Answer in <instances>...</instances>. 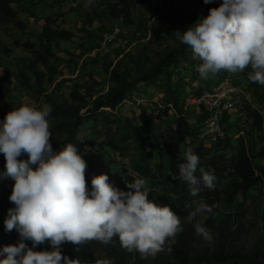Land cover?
I'll list each match as a JSON object with an SVG mask.
<instances>
[{"label": "trees", "instance_id": "16d2710c", "mask_svg": "<svg viewBox=\"0 0 264 264\" xmlns=\"http://www.w3.org/2000/svg\"><path fill=\"white\" fill-rule=\"evenodd\" d=\"M23 1L25 0H0V35L5 24H12L21 32L29 31L26 22L19 18V10L24 7ZM42 1L30 0L34 8L43 9L40 15L32 12L35 23L41 19L44 22L38 32L36 29L39 26L35 24L34 31L38 34L36 33L34 40L22 41L20 37H15L13 41H5L0 36V68H4V74H0V121L7 112L16 107L14 101L18 93L25 92L31 99L35 96L36 102L43 99V104L52 107L50 131L54 151L61 150L66 143L77 145L81 152L88 149L84 159L88 165L85 177L89 188L92 177L101 173L108 174L109 181L112 182V175L106 169L105 163L119 164L123 167L119 174V188H126L124 177L129 181L137 175L147 179L151 189L149 199H154L159 204H168L180 216L183 227L173 250L159 253L155 258L141 259L138 253L127 252L120 246L118 238L114 244L108 246L96 241L79 246L63 243L60 249L62 254L73 259L79 258L81 264H95L97 260L103 258H112L114 264H264V163L257 162L258 159L264 158V135L260 134L259 139L263 145L257 152L254 144L247 145L243 137H239V145L234 150L229 132L223 139L224 129L220 138L223 140L211 146L197 142L205 114L200 107H195V115H192L190 110H184L182 104L185 97L197 87L195 84H186L181 68L185 67V70L192 72L196 71L199 64L195 65L193 61L192 64L183 56L186 48L180 41L178 46L165 44L156 60H153L145 50L141 51L139 48L131 51L130 46L124 44L121 47L123 53L119 56L117 52H113V55L118 56L116 61L110 59L108 61L103 55L102 67L109 69L108 80L113 85L106 90L99 88L101 80L97 79L95 70H91L88 64L99 63L100 54L96 50L111 52L107 49L113 43L109 38L114 32L113 28L98 26L99 19L104 13L115 26L121 24L125 29L117 40L125 38V42L128 43L132 36L129 27H140L143 24L134 20L133 15L134 8L141 0H97V5L103 12H99L92 5L89 6L84 26L78 29L65 25L63 10L57 15L46 13ZM15 4L19 8L15 7ZM169 9L175 12L172 4L168 11ZM166 16H168L166 11H163L156 22L153 19L155 29L152 39L148 40L146 45L162 43V35L165 33L175 37L168 27L164 28L158 24V21ZM178 20L183 23V20ZM77 30L84 35L78 41L77 50L63 46L65 43L73 42L77 37ZM18 50L23 51L20 65H16L14 60ZM89 58L91 62L88 61ZM126 58H129V61L125 62ZM12 65L15 67L14 70L11 68ZM80 71H84L87 80H82L84 76L71 75ZM226 72L222 71L221 75ZM196 73L198 77V71ZM190 74L191 77H195V74ZM2 76L6 82H1ZM58 77L61 79L57 80ZM46 80L54 83L53 94L61 92L65 85L60 99L46 93ZM137 84L146 87L161 85L166 97L164 109L156 105L149 113L146 108L140 107L143 118L141 124L130 115L120 114L119 110L120 104L133 98L132 94ZM247 90L252 101L259 107L253 108V103L247 102L240 105L243 106L241 109L244 113L247 105L245 112L253 118L252 127L257 128L259 133L264 132L262 111L264 86L249 80ZM205 91L202 88L201 92H197ZM245 95H242V99ZM170 105L175 108L177 115L173 119L169 117ZM234 107L222 108L219 118L221 119L225 111ZM214 115L215 113H211L206 121ZM228 118L229 114H224L226 123ZM91 122L94 134L87 135L83 127ZM199 123L201 125L198 126ZM100 124L108 126V129L99 130ZM191 138L192 140L188 142L187 140ZM132 141L135 142L134 147ZM189 145L193 146L199 155L200 166L218 178L214 190L204 188L196 197L189 194L186 183L179 178L178 166L183 162L182 146L185 148ZM126 162H129L128 167ZM4 171L5 158L0 154V173ZM165 176L169 177V186H166ZM6 178L0 176V248L7 244H17L20 239L17 231H6L3 223L7 209L13 206L4 194ZM257 186L259 204L253 212H249L256 220L253 224H248L246 221L248 211L243 208V200L249 190ZM198 199H207L210 206L220 200L222 206L227 209L219 222L215 217L206 222L214 233V242L211 245L195 236L194 221L188 220L189 213L198 204L196 202ZM213 208L216 212L217 208ZM26 243L31 246V241ZM44 248L52 250L49 242L38 246V250Z\"/></svg>", "mask_w": 264, "mask_h": 264}, {"label": "clouds", "instance_id": "9594fccd", "mask_svg": "<svg viewBox=\"0 0 264 264\" xmlns=\"http://www.w3.org/2000/svg\"><path fill=\"white\" fill-rule=\"evenodd\" d=\"M174 32L202 61L197 68L201 79L250 67L248 79L264 86V0H221L206 16ZM51 113L49 104H22L0 121V154L5 158L0 176L14 181L8 197L13 206L3 223L6 231L15 230L20 237L17 244L0 248V264H81L79 258L62 254L63 243L79 246L96 241L108 246L117 238L123 249L141 259L171 252L183 231L180 216L168 204L149 199L148 180L139 175L132 181L124 177L126 188L121 189L101 173L92 177L89 188L84 159L88 149L81 152L77 145L66 143L54 151ZM178 167L191 196L216 188L217 177L200 166L193 146L183 149ZM215 215L213 206L201 201L188 216L194 221L195 236L209 245L214 233L206 222ZM45 242L51 251L38 250ZM95 264L114 260L103 258Z\"/></svg>", "mask_w": 264, "mask_h": 264}, {"label": "rangeland", "instance_id": "374dc122", "mask_svg": "<svg viewBox=\"0 0 264 264\" xmlns=\"http://www.w3.org/2000/svg\"><path fill=\"white\" fill-rule=\"evenodd\" d=\"M33 2H39V0H31ZM109 1H114V0H109ZM163 1L165 2L164 4V8L163 11H166L167 15L166 17H162L159 21L158 24H160L161 26L168 27L170 29V31H172L175 34V30L180 29V30H185L189 25H191L198 17L200 16H206L208 14V11L211 7H217L220 3L221 0H213L212 3L210 4H205L203 2V0H162L160 2V0H141L136 7L134 8V20L136 21H140L143 22L142 25H144V19L149 15V12L151 11V9H154L155 7H157V5H162ZM45 4V12L46 13H53V14H58L60 12V10H63L64 13V18L65 19V25L66 26H70V27H74V28H82L84 26V21L86 20V10L89 7L88 3L89 0H43L42 1ZM160 2V3H159ZM24 3V7L21 8L19 10V18L22 19L23 21L26 22V24L29 27V31H25V32H21L16 30V28L12 25V24H5L3 26L2 29V33H1V38H3V40L5 41H13L16 38H21L22 41L25 40H34L37 36V32L38 30H40L41 26L43 25V19L39 20L38 23H35L34 19L32 18L33 14L32 12H37L38 15H40L42 13L43 9H38V8H34V6L32 4H30V0H25L23 1ZM170 4L173 5V7L175 8V12H171L170 9L168 11V8L170 7ZM93 6V8L95 7L99 12H103L102 8H100L97 5V0H90V6ZM15 7L19 8V6H17V4L14 5ZM162 11V12H163ZM190 13L192 15H190ZM181 19L183 20V23L178 20ZM99 25L97 23L98 26L102 25L104 28L107 29H112L115 24H113V22H111L108 17L106 15H102V17L99 19ZM157 21V20H156ZM155 21V22H156ZM35 24H37L39 27L36 29L37 32L34 31L35 28ZM63 26V23L61 24ZM158 27V25L156 26V28ZM98 28V27H97ZM155 29V23H154V27H153V32ZM37 33V34H36ZM77 37L75 39H73V42H68L65 43L63 46L66 47H70L72 50H74L76 48L77 50V46H78V41H80V37H83V33L80 32L79 30L76 31ZM115 35V33L113 34V36ZM115 37H119L116 36ZM114 37V39H115ZM113 42V41H111ZM162 43H158V44H151L149 43L148 45H135L131 48V51H135L139 48H141V51H146L147 53H149V55L153 58V60H156L159 57V53L162 52L163 50V46L165 44H170L173 46H178L179 41L173 37V35H169V33H165L162 35ZM121 43V42H120ZM120 43H116L115 45L112 46L111 48V52L109 53H104L103 51L100 50H96L97 52L99 51L100 57L98 58L99 63L97 64H88L91 68V70H95V74L96 77H98V80H101V86L99 87L100 89H108L110 86H112L113 84L108 80L109 79V69L103 68L102 64H104V58H102V56L104 55L106 57V59L113 60L116 61L117 57L120 55V53H123V51L121 50L122 46H124L123 44ZM147 43V42H144ZM141 46H146V47H141ZM185 50L183 51V56L186 57V59H188V61L190 63L193 64V62L196 64H200L201 60L199 58H196L193 56L192 54V50L190 48H188L185 45ZM118 49H120V51H118ZM95 51V54H96ZM130 51V52H131ZM113 52H117V55H113ZM23 51L22 50H18L17 51V55H16V59H14L16 62V65H20L22 64V60L21 57H23L22 55ZM94 52H91V54H93ZM68 57V56H67ZM88 61L91 62L90 58L88 59ZM129 61V58L125 59V62ZM193 61V62H192ZM187 62V60H186ZM189 64V63H188ZM150 66V64H149ZM12 70H14L13 68L14 65L11 66ZM193 68V67H192ZM198 68V66H197ZM186 68L183 67L181 68V72L183 77L186 79V84H195V86L197 88H194L197 91L201 92V89L203 88V84L206 86H212L214 84H216L219 79L221 78V74L222 71L220 73H218L215 77L208 79V80H204L201 79L200 76L197 77V69L196 71H190V70H185ZM16 70V69H15ZM251 71L250 67L246 68L243 72H237L234 73L235 74V78L238 82H240V84L242 85L241 87L246 88L247 89V84H249V79H248V73ZM193 73L195 74V77H191V74ZM0 74L3 75L4 74V68H0ZM68 74V72H66V75ZM73 77L74 76H84L82 78V80H87V76L86 74H84V71H80V72H74L73 74H71ZM100 78V79H99ZM61 77H58L57 80H60ZM203 80V83H202ZM240 80V81H239ZM1 82H6V79L4 76H2L1 78ZM199 83H202L201 85ZM65 86V85H64ZM63 86V87H64ZM205 86V87H206ZM45 87L47 89L46 93L48 94H52L53 96L56 97V99H60L61 98V92H63V87L61 88V92L59 93H54L53 94V89H54V83H50L49 81L46 80L45 82ZM147 88V91H146ZM135 91L133 92L132 96L133 98H131V100H125L123 102V104H120L119 110H120V114L126 116V115H130L131 117H133L136 122L138 124H141L143 121L142 115H141V111H140V107L141 108H146L147 112H151L152 108L154 106H156L155 103L153 102H148L149 100L152 101H157V107L164 109V107H166V103L164 101L165 97V93L162 90L161 85H150L148 87H146V85L143 84H137V86L134 88ZM187 90V87H186ZM246 94V93H244ZM27 94L25 92L23 93H18L17 95H15V101L14 104H16V107L21 106L22 104H35V105H40L43 104V99L42 101L39 100V102H36V97L34 96L33 99H31V96L27 97ZM143 97L147 100L148 103H139L135 98H140ZM247 100V101H246ZM247 102L249 103H253L252 107L255 106L256 108L259 107L257 105V103L252 101L251 98V94L248 92L247 90V96L244 98V102L243 104L245 105ZM243 108V106L241 107ZM240 108V109H241ZM247 108V105H246ZM244 108V113L242 111V109H238L236 111H232L229 118H228V122L232 116V122H230L227 126L228 128V132L231 134L232 136V147L234 148V150L237 148V146L239 145V137H243L244 141L246 142L247 145H251L252 143L254 144V148H255V152H257V149H259L263 143L260 141L259 137L261 136L260 134L264 135V132L262 131L261 133H259V131L257 130V128H253L252 127V121L253 118L250 117V115L245 112ZM254 108V107H253ZM190 113L192 115H195L196 113V108L195 107H190L189 108ZM203 110V109H202ZM264 112V107L263 110ZM241 114V115H240ZM176 113H175V108L170 105V110H169V117L171 119H173L174 117H176ZM157 121V120H156ZM201 125V123L198 124V126ZM98 129L101 131H105L108 129V126H105L103 124H100L98 126ZM93 130H94V126H93V122L91 123H86V125L83 127V131L84 133H87V135H93ZM243 132V133H242ZM191 139H188L187 141H191ZM197 140V139H196ZM198 142V141H197ZM207 145H210L209 143H206ZM135 146V142L132 141V147ZM184 149V146H182V150ZM205 162V160H204ZM257 162H263L264 163V158L262 159H258ZM107 166V170L108 172L112 175V182L115 183L116 186H119L120 184V179H119V174L122 172L123 167L121 165H117L115 163H105ZM129 166V162H126V167ZM133 174H135L133 172ZM168 176L164 177V180L167 181V185L169 186L170 181L168 179ZM216 182H218V178L216 180ZM14 181L11 178H6V183H5V187L4 189V194L6 195V199H8L11 190H12V185H13ZM258 190L259 187H254L251 190H249V192L245 195L244 200H243V208L245 207V209L248 211V215L246 217V221L248 222V224H253L256 220L255 216L253 214H249V212H253L254 209L258 206L259 202H258ZM201 201L208 203L207 199H198L196 202L200 203ZM213 207L217 208L216 211V215L215 218L217 220V222L220 221V219L224 216L225 212H227V209H225L220 200L215 201ZM250 240H252L251 236H249ZM103 254V253H102Z\"/></svg>", "mask_w": 264, "mask_h": 264}, {"label": "bare ground", "instance_id": "6f19581e", "mask_svg": "<svg viewBox=\"0 0 264 264\" xmlns=\"http://www.w3.org/2000/svg\"><path fill=\"white\" fill-rule=\"evenodd\" d=\"M164 4H165V2L163 1L162 5L158 6V9H156V7L154 9H151V11L149 12V15L144 19V21H145L144 25H141L140 27H135V28L129 27L130 31L132 33V36L130 37L131 38L130 42L126 43L124 40L125 38H120L119 40H117L118 39V37H117V38H115V41L117 40L115 42V44L121 42L120 44L129 45L130 48H132L135 45L141 44L144 41V36H145V42H147L148 40L150 41L152 39L153 27H154V25H152V24H154V22L156 21L158 16L163 11ZM154 13H155V16H154ZM116 26L113 27V30H114L116 36H120L123 32H121L120 26H118V25H116ZM114 32H113V34H114ZM113 40H114V38L112 35L109 38V41H113ZM146 44L147 43H144V45H146ZM112 46H113V43L110 44V47L107 50H111ZM223 76H225V78H226V87L227 88L224 90V92L222 94H220V89H214L215 84L210 89L206 90L203 93H198V92H196L195 89L189 93V101H196L198 99V97H203L204 95H205L204 97L216 98L215 99V105H214L216 107L215 108L216 119H215V115H214L213 118L206 121L211 114V113H207L205 115V118H204V121L201 125V128L205 127L206 124L210 123V130H218L219 135L215 136L211 132H206V131H203L201 129L198 136H197L198 142L214 144V143H217V142L225 139L227 134H228L227 126H228L229 122H228V120H227L228 123L225 122L224 114L227 113L230 116V113L232 111H236V110L240 109L241 108L240 105L244 102V99H242V95L244 96V93H246L245 97L247 96V89L241 87L242 85L240 84V82H238L236 80L234 73L226 72ZM239 86L241 88H239ZM135 99L139 103L153 102L156 105L158 104L157 101H152V100H149L147 102V100L143 97L135 98ZM233 100H235V101H233ZM232 106H235L234 109L225 111L222 114L221 119H220L219 116L221 114V109L222 108H230ZM223 129L225 132V137L223 139H220L223 135Z\"/></svg>", "mask_w": 264, "mask_h": 264}, {"label": "built area", "instance_id": "2783aa9c", "mask_svg": "<svg viewBox=\"0 0 264 264\" xmlns=\"http://www.w3.org/2000/svg\"><path fill=\"white\" fill-rule=\"evenodd\" d=\"M156 9H158V5L156 7ZM121 28V32L124 31L125 28ZM145 42V36H144V41L141 43V45H144ZM113 45H115V39L113 40ZM226 78L225 76H222L219 81L215 84V88L214 89H220V94H222L224 92V90L226 89ZM215 99L216 98H208V97H198V99L196 101H189V94L185 97L184 102H183V106H184V110L187 111L189 110L190 107H200L203 109L204 114L206 115L207 113H215ZM235 101V100H233ZM215 119H216V115H215ZM232 121V119L229 121V123ZM212 122V121H211ZM203 131L206 132H211L212 134H214L215 136H218V130H210V123L206 124L205 127L201 128Z\"/></svg>", "mask_w": 264, "mask_h": 264}, {"label": "crops", "instance_id": "0c3cea01", "mask_svg": "<svg viewBox=\"0 0 264 264\" xmlns=\"http://www.w3.org/2000/svg\"><path fill=\"white\" fill-rule=\"evenodd\" d=\"M202 83H203V80H202ZM202 83H199V84L201 85ZM205 86H206V85L203 84V88H204V90H208V89H210L213 85H212V86H209V87H208V86L205 87ZM230 114H231V113H230ZM231 119H232V116H231L230 120H231Z\"/></svg>", "mask_w": 264, "mask_h": 264}]
</instances>
